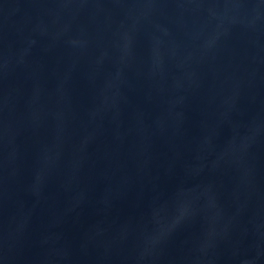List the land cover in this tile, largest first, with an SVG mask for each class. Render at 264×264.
<instances>
[{
    "label": "water",
    "instance_id": "1",
    "mask_svg": "<svg viewBox=\"0 0 264 264\" xmlns=\"http://www.w3.org/2000/svg\"><path fill=\"white\" fill-rule=\"evenodd\" d=\"M0 264H264V0H0Z\"/></svg>",
    "mask_w": 264,
    "mask_h": 264
}]
</instances>
